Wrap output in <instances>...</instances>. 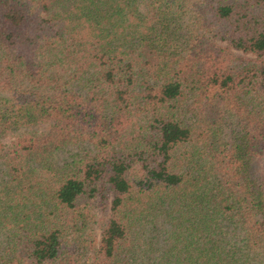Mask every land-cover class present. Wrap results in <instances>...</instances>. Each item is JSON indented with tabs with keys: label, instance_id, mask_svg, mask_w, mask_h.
<instances>
[{
	"label": "trees",
	"instance_id": "obj_1",
	"mask_svg": "<svg viewBox=\"0 0 264 264\" xmlns=\"http://www.w3.org/2000/svg\"><path fill=\"white\" fill-rule=\"evenodd\" d=\"M0 264H264V0H0Z\"/></svg>",
	"mask_w": 264,
	"mask_h": 264
},
{
	"label": "rangeland",
	"instance_id": "obj_2",
	"mask_svg": "<svg viewBox=\"0 0 264 264\" xmlns=\"http://www.w3.org/2000/svg\"><path fill=\"white\" fill-rule=\"evenodd\" d=\"M261 161H258V163H260ZM256 166V165H255ZM258 167V165H257ZM257 169V168H256ZM97 215L98 217H100V221L99 222H96V223H101L104 219H106V216H104V211L101 210V209H98L97 211ZM98 230H99V227L97 226Z\"/></svg>",
	"mask_w": 264,
	"mask_h": 264
}]
</instances>
